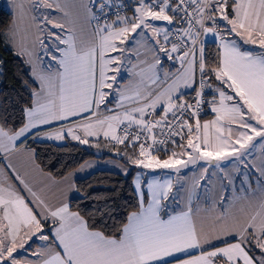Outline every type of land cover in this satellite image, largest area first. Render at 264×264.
Wrapping results in <instances>:
<instances>
[{"label":"snow or ice","instance_id":"obj_1","mask_svg":"<svg viewBox=\"0 0 264 264\" xmlns=\"http://www.w3.org/2000/svg\"><path fill=\"white\" fill-rule=\"evenodd\" d=\"M13 8L3 37L38 86L18 126L0 123V264H264V0ZM67 138L174 175L138 173L136 210L90 222L69 203V178L46 173L28 144ZM209 169L229 196L209 202Z\"/></svg>","mask_w":264,"mask_h":264},{"label":"trees","instance_id":"obj_2","mask_svg":"<svg viewBox=\"0 0 264 264\" xmlns=\"http://www.w3.org/2000/svg\"><path fill=\"white\" fill-rule=\"evenodd\" d=\"M12 22V13L0 9V123L18 126L22 119V109L30 103V94L34 83L29 66L15 55L4 40L3 33ZM207 52L214 56L216 47L206 45ZM35 150L37 163L46 173L61 179L78 169L90 159H106L111 154L103 153L98 157L86 146L67 142L64 145L29 142ZM122 160V157L120 158ZM136 168L128 167V174L122 175L111 171H95L75 181L78 196L69 203L73 210L79 211L90 222L107 217L109 223L119 224L131 212L136 210L137 197L133 187Z\"/></svg>","mask_w":264,"mask_h":264},{"label":"crops","instance_id":"obj_3","mask_svg":"<svg viewBox=\"0 0 264 264\" xmlns=\"http://www.w3.org/2000/svg\"><path fill=\"white\" fill-rule=\"evenodd\" d=\"M28 2H29V0H24V3H25V6L26 7L28 6ZM11 3H12V5H11V8L9 9V11H11V13H12V19H13V14H14V11H15V9L13 8V0H11ZM45 11H48V10L39 9L38 10V13H43ZM128 14L130 15L131 12L129 11ZM158 23H162V22H158ZM208 43H212V38L211 37L208 38V41L206 42V45ZM245 47H249V46H245ZM127 78H128L127 75L124 74L125 81L127 80ZM50 127L53 128V129H55L56 127H58V125L57 124H53ZM70 141L71 142H76V141H72L70 138H67V139H65L63 141L48 140V139L36 140V141L29 140L28 143L29 142H42V143H52V144H55V145H64V144H66L67 142H70ZM76 143H78V142H76ZM84 146H86L89 150H91L93 152H102V153L111 154L112 157H108L106 159H90V160H87L84 163V165H82L80 168H78V169L70 172L68 175L65 176V177H68L69 178V181L74 186L73 191L69 193V202L73 198H76L78 196V192L75 189V181L76 180L81 179V178H84V177L90 175L91 173H93L95 171H99V170H102V171H111V172H115V173H118V174L125 175L124 169L125 168L128 169V164L125 163L123 159L120 160L121 157L120 156H117L115 154V152L110 151L108 148H106V147L96 148V147H91L89 145H84ZM259 155H260L259 153H255V156L258 157ZM0 163H3V162H0ZM202 163L203 162H201V164ZM257 163H259L258 160H257ZM199 168H200V164H197L192 169L182 172L181 173V176L184 177L185 179L182 180L181 183H179V184L176 183V181L174 179L173 180V183H174L173 193L175 194L177 189H181V184H183L184 187H188L189 186V182L193 178V175L194 174H196V175L199 174ZM6 171H8V170L6 169ZM242 171H244V169H242ZM138 173L141 174V180H143L145 182L148 181V180H151L155 176H158V177H160L163 180V179L169 177L170 175H174V174H171L169 172H166L163 169H160V170H158L156 172H151V173H149L146 176L139 169H136V173L134 175V178L136 177V175ZM211 173H212V169H209V175L211 176L210 181H203V184L210 189V192L208 193L209 202H211V198H215V197H217L219 195H223V193L225 191L223 193H221L220 190H221V188H224V185L227 183L226 180H222L221 179V176H222L221 173L217 172L216 175H211ZM233 176H235L234 173H233ZM236 179L238 180L237 181V186H238L239 179H238V177H236ZM133 181H134V179H133ZM253 186H255V184ZM133 187H134V183H133ZM134 190H135V187H134ZM198 191H199L200 200H201V202H203V200H204V191H203V188L201 190H198ZM56 194L59 195V192H57ZM179 195L180 196H183L184 195L183 189H181ZM229 195H230V192H229L228 196ZM168 204H169V208H168V211L169 212H172V209L173 208H175L176 211H179L180 206H177L171 200L168 201ZM36 243L39 244L40 242L37 241ZM33 247H35V246H33Z\"/></svg>","mask_w":264,"mask_h":264},{"label":"rangeland","instance_id":"obj_4","mask_svg":"<svg viewBox=\"0 0 264 264\" xmlns=\"http://www.w3.org/2000/svg\"><path fill=\"white\" fill-rule=\"evenodd\" d=\"M123 2H125V3H131V0H123ZM11 5H12V3H11V0H0V9L1 8H4V9H6V10H9L10 8H11ZM124 160V159H123ZM124 162L125 163H127L125 160H124ZM82 165H84V163L82 164ZM81 165V166H82ZM80 166V167H81ZM79 167V168H80ZM128 167H130V168H133V166H131V165H128ZM144 175H148L149 173H151V171L150 170H146V169H139ZM158 170H160V169H158ZM157 170V171H158ZM241 171H242V169H241ZM239 179V178H238ZM238 181V180H237ZM202 184H203V182H202ZM224 188H225V192L223 193V195L224 196H228V194H229V186H228V184L226 183L225 185H224ZM202 189V188H201ZM200 189V190H201Z\"/></svg>","mask_w":264,"mask_h":264},{"label":"water","instance_id":"obj_5","mask_svg":"<svg viewBox=\"0 0 264 264\" xmlns=\"http://www.w3.org/2000/svg\"><path fill=\"white\" fill-rule=\"evenodd\" d=\"M95 154L98 156V157H101L102 156V152H95ZM194 166H190V168L189 169H185V170H183L182 172H184V171H187V170H190V169H192ZM166 172H169V170H165ZM170 173V172H169Z\"/></svg>","mask_w":264,"mask_h":264}]
</instances>
